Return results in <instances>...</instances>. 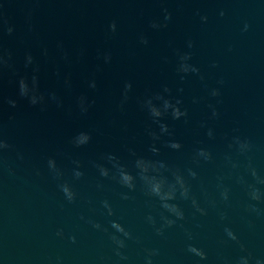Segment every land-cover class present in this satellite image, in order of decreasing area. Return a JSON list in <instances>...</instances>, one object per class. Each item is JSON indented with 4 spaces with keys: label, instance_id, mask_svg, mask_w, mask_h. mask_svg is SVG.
<instances>
[{
    "label": "water",
    "instance_id": "95a60500",
    "mask_svg": "<svg viewBox=\"0 0 264 264\" xmlns=\"http://www.w3.org/2000/svg\"><path fill=\"white\" fill-rule=\"evenodd\" d=\"M0 264H264V0H0Z\"/></svg>",
    "mask_w": 264,
    "mask_h": 264
}]
</instances>
